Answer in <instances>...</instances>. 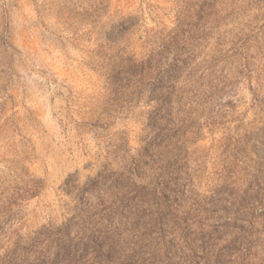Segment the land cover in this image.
<instances>
[{"label": "rangeland", "instance_id": "1", "mask_svg": "<svg viewBox=\"0 0 264 264\" xmlns=\"http://www.w3.org/2000/svg\"><path fill=\"white\" fill-rule=\"evenodd\" d=\"M0 264H264V0H0Z\"/></svg>", "mask_w": 264, "mask_h": 264}]
</instances>
